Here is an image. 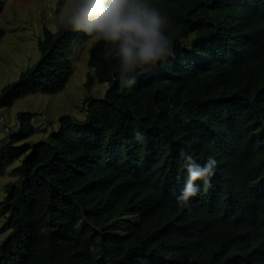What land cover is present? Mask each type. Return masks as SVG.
<instances>
[{
    "label": "trees",
    "instance_id": "trees-1",
    "mask_svg": "<svg viewBox=\"0 0 264 264\" xmlns=\"http://www.w3.org/2000/svg\"><path fill=\"white\" fill-rule=\"evenodd\" d=\"M155 3L171 57L125 86L109 46L93 45L86 85L109 87L85 120L64 115L27 148L17 143L37 126L21 113L0 139V173L20 159L0 200V264H264V0ZM84 35L45 28L40 59L2 89L0 108L64 89ZM187 156L216 161L191 211L175 206Z\"/></svg>",
    "mask_w": 264,
    "mask_h": 264
},
{
    "label": "rangeland",
    "instance_id": "rangeland-1",
    "mask_svg": "<svg viewBox=\"0 0 264 264\" xmlns=\"http://www.w3.org/2000/svg\"><path fill=\"white\" fill-rule=\"evenodd\" d=\"M64 0H4L0 7V27L4 34L0 39V94L2 89L20 74L34 65L41 57L38 47L45 28L57 31L59 25L53 17L62 10ZM103 40L86 34L73 45L70 53L73 71L64 89L56 93H29L10 107L0 108V139L19 130L18 116L29 113L36 131L20 140L17 145L31 147L44 139L59 126L64 115H73L85 120V107L91 97H104L109 85L96 81L87 87L89 53L93 45H106ZM20 164L17 159L0 173V200L5 196V184L16 178L14 168ZM134 218L128 221H134ZM3 218H0V227ZM0 233V243L8 235Z\"/></svg>",
    "mask_w": 264,
    "mask_h": 264
},
{
    "label": "clouds",
    "instance_id": "clouds-1",
    "mask_svg": "<svg viewBox=\"0 0 264 264\" xmlns=\"http://www.w3.org/2000/svg\"><path fill=\"white\" fill-rule=\"evenodd\" d=\"M64 28L103 40L116 63V78L125 86L157 62L174 54L170 19L155 0H64L62 10L53 17ZM136 139H142L140 132ZM187 180L175 197L178 210L191 211L192 197L206 189L214 174L216 161L209 156L203 164L185 157Z\"/></svg>",
    "mask_w": 264,
    "mask_h": 264
}]
</instances>
